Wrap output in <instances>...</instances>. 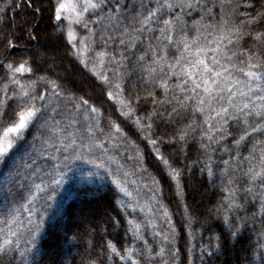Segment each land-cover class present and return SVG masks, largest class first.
<instances>
[{"label":"trees","instance_id":"16d2710c","mask_svg":"<svg viewBox=\"0 0 264 264\" xmlns=\"http://www.w3.org/2000/svg\"><path fill=\"white\" fill-rule=\"evenodd\" d=\"M15 2L19 3V8L11 5L4 13H0V61L7 64L27 60L33 72L18 74V79L29 83L44 76L60 84L63 92L61 100L52 98V102L42 108L43 119L26 130L24 139L11 151L7 162L0 163V229H3L0 238L8 231L6 221L12 217H15L16 222L11 227L19 234L18 246L14 243L7 255H0V264H89L92 260L101 264V246L108 241L115 244L118 250L132 247L142 251V264H163L164 260L172 264L169 250L178 252L175 264H264V214L258 210L259 190L254 188L251 194L243 191L248 186L243 173L249 167V161L243 158L249 156L251 143L247 148L242 146L237 150L232 138L228 137L205 150L201 144L208 142L202 140L199 132L194 134V138L190 137L186 144H168L158 140L156 147L169 162L166 166L156 160L154 146L144 139L147 133H142L133 123L136 115L144 114L141 110L143 105L137 106L133 99L135 114L127 121L117 111L120 108L119 101H127L129 93L135 89L130 88L114 101L108 100L105 94L107 89L101 83L99 73L102 70L108 72L110 65L103 69H93V58L96 55L100 57L102 50L109 53V56L100 57L105 63L113 52L117 53V59L120 58L118 54L124 52L119 39L122 38L123 29L132 23L135 13L131 6L135 4L139 8L143 2L155 7L156 0H121L128 8L120 12H115L114 8L109 12V8H112L110 2L103 11L92 14L90 19L88 17L90 21H96L97 16L101 17L98 23H89V28L97 35L91 36L84 28L80 29L77 49L68 40L65 21H57L53 15L57 0H32L31 7L28 6V0ZM172 2L179 3L180 0ZM247 2L254 5L252 9H247L252 14L264 10V0ZM3 3L4 0H0V7ZM199 3L214 13L220 12L219 0H199ZM37 7L41 12H34ZM240 11L245 9L241 8ZM172 14L181 15L189 27L199 21L202 15H206L202 7H193L191 10L186 8L183 14L176 8ZM164 15L167 17V10ZM50 30L54 31L53 38L58 42L56 45L61 47L60 68H44L46 60H40L32 49L37 44L42 47L52 45L45 34ZM29 32L37 36V39L30 40ZM101 34L105 37L112 35L115 39L109 40L105 47L99 39ZM151 35L145 32L140 37L142 44L124 53L130 58V71L135 73L131 77L132 82L138 80L141 70L131 53L139 55L147 49ZM8 40L15 47H7ZM65 65L71 66L72 74H79L88 82L86 90L76 83L74 75L64 73ZM89 69H93L97 75L94 76ZM7 82L4 70L0 69V88ZM8 87V96H12L16 86L9 84ZM44 88L43 82H39L38 90L43 92ZM80 96L89 98L90 103H94L103 112L102 126L109 119L120 124L128 140L139 146V160L142 163H138L136 150L123 139L109 140L107 128L105 135L99 136L96 141L103 144L102 148L93 146L90 151L87 147L80 148L82 143L86 146L89 144L85 129L89 123L94 122L85 121L73 109L69 98ZM158 96L163 98L159 90ZM0 100H5L3 92H0ZM7 103L12 108L16 107L11 100ZM44 103L37 101V106ZM0 110H3L2 106ZM157 123L159 127L153 126L152 138L163 136L165 141L171 137L173 128L182 126ZM233 131H236L235 127ZM49 138L55 148L43 143ZM72 140H75V144L71 143ZM74 148L78 149L82 158L73 159L69 168H62V178L57 176L54 166L58 162L63 165V156L72 153ZM181 148L183 151H180ZM129 156L133 159H128ZM224 161L229 163L225 165ZM208 166L212 168L211 176ZM144 168H147L146 172ZM172 169L181 173L175 180L172 178ZM52 178L61 179V183L58 187L52 185L56 190L48 194L54 199L45 203V193L36 192L33 185L40 184L41 180L44 182L42 187L49 185ZM229 178L236 181L233 186L240 191L236 201L239 206L234 205L228 210V215L232 220L239 217L247 223V227L238 236L231 238L228 237L223 221L225 210L220 208L218 211V207L226 203L224 197L227 193L224 189L229 186ZM153 179L157 183H153ZM29 190L35 193L34 197H30ZM91 208L96 211L90 215ZM101 216L104 220L98 221ZM89 217L93 219L91 222L87 219ZM29 219L33 224H29ZM116 220L119 224L115 223ZM34 224L39 225V232L35 246H30L26 244L28 229ZM165 235L169 236V241L164 240ZM12 239L15 241L17 238ZM162 248L165 250L163 255ZM103 264L124 262L113 256L112 259L104 258Z\"/></svg>","mask_w":264,"mask_h":264},{"label":"snow or ice","instance_id":"6c2138e0","mask_svg":"<svg viewBox=\"0 0 264 264\" xmlns=\"http://www.w3.org/2000/svg\"><path fill=\"white\" fill-rule=\"evenodd\" d=\"M110 2L112 8H109V12H112L113 8L115 12L128 8V5L121 3V0H57L53 15L57 21H60L64 13L70 10L75 13L73 22L82 25L91 36H96L97 33L89 28V23H98L101 17L97 16L96 21H90L85 14H97L108 7ZM11 5L16 8L20 7L15 0H4L0 13H4ZM28 6H32V0H28ZM193 7H202L206 15H202L200 20L194 22L191 27L181 19V15L172 14L176 8H179L180 13L183 14L186 8L191 10ZM253 7L254 5L248 3L247 0L243 3L240 0H219L220 12L214 13L206 5L201 6L199 0H180L179 3H173L172 0H156L155 7L141 2L139 8L133 4L131 10L135 14L132 17V23L123 29L122 38L119 39L124 52L118 54L119 59H117V53L113 52L106 63L101 61V69L109 65L110 67L108 72L102 70L99 78L107 89L105 94L108 100L114 101L118 96H123L128 92L130 88L135 89L134 92L129 93L127 101L124 99L119 101L120 108L117 111L127 121L135 114L132 100H135L137 106L143 105L141 110L144 114L136 115L133 123L142 133H147L144 139L154 146L156 160L162 161L166 166L169 162L164 159L159 148L156 147L158 140L161 143L186 144L190 137L194 138V134L199 132L202 140L208 142L201 144L205 150L213 143L218 144L227 140L228 137L232 138V143L236 145L237 150L242 146L247 148L251 143L249 156L243 158L249 161V167L243 173L247 178L245 183L248 186L244 187L243 191L251 194L254 188L259 190L257 198L260 200V207L258 210L264 214V10L256 11L255 14L247 11ZM241 8L245 11H240ZM165 10L168 12L167 17L164 15ZM34 12L39 13L41 9L34 8ZM206 19L207 22H205ZM145 32L152 34L147 49L142 50L139 55L135 52L131 53L135 57V64L141 70L138 80L132 82L131 77L135 73L130 71L131 61L124 53L129 49H137L142 44L140 37ZM134 33L138 35L134 36ZM68 35L71 43L72 33L69 32ZM28 36L30 40L37 39V36L31 32ZM99 39L106 47L108 41L115 38L112 35L105 37L101 34ZM7 47L13 48L15 45L8 40ZM99 55L102 58L109 56V53L102 50ZM122 61H129V63ZM95 67L94 65L93 69ZM0 69L4 70L8 80L0 88V92H3L5 97V100H0V106L3 108L0 110V125H2L0 128V163H5L11 151L18 147V143L24 139L26 130L43 119L42 108L47 107L52 102V98H56L57 101L61 100L63 89L55 80L44 76H39L37 80L29 83H23L18 79V74L33 72L27 60L7 64L0 61ZM93 69L89 70L95 76L97 73ZM39 82L45 85L43 92L38 90ZM9 84L16 86L12 90V96H8ZM158 90L162 92L163 98L158 96ZM69 99L72 100V107L78 115L82 116L85 121H94L89 123L85 129L89 144L86 146L82 143L80 148L87 147L89 151L93 146L102 148L103 144H98L96 141L99 136L105 135L107 128V138L109 140L123 139L136 150L138 163H142L139 160V146L134 141L128 140L120 124L109 119L107 124L102 126L103 112L94 103H90L89 98L80 96ZM8 100L13 101L16 107L12 108L7 103ZM37 101L46 103L38 107ZM199 117H204V119L200 120ZM6 118L7 122H5ZM158 121L166 125L182 126L173 128L171 137L165 141L163 136L152 138L153 126L159 127ZM233 127L236 129L235 132ZM43 143L55 148V144L50 143V138L44 140ZM71 143L75 144V140ZM180 151H183V148ZM81 158L78 149L75 148L69 155H64L63 165L58 162L54 166L57 176L62 178L64 175L62 168H69L73 159ZM208 158L211 159L210 156ZM128 159H133V157L129 156ZM223 163L227 165L229 162L224 161ZM143 170L146 172L147 168ZM208 172L210 176L213 174L211 166H208ZM171 174L174 180L181 175L177 169H172ZM60 183L61 179L52 178L49 185L42 187L44 182L41 180L40 184H34L33 187L36 192L45 193L43 199L47 203L54 199L48 194L56 190L52 185L58 187ZM153 183L157 181L153 179ZM235 183L234 179H228L229 186L224 189L227 193L224 197L226 203L218 207V211L220 208L225 210L223 221L229 238L238 236V233L247 227L245 220L239 217L232 220L228 215V210H231L234 205L239 206L236 205V201L240 189L233 186ZM177 186L179 187L178 180ZM29 191L30 197H34L35 193ZM15 222V217L6 221L8 231L3 234V238H0V255H7L10 246L14 243L17 246L19 244V234L11 227V224ZM28 222L33 224L31 219ZM115 223L119 224V221L116 220ZM0 232H3V229H0ZM38 232V224L28 229L27 245L35 246ZM13 237L17 239L14 241ZM163 238L169 241V236L165 235ZM101 248V264L104 258L112 259L113 256L118 257L124 264H142L144 253L135 248L125 247L118 250L111 241L102 245ZM164 251L162 248V255ZM177 255L178 252L169 250L172 264H175ZM262 261H264V256H262ZM89 264H98V261L92 260ZM163 264H169V261L164 260Z\"/></svg>","mask_w":264,"mask_h":264},{"label":"rangeland","instance_id":"374dc122","mask_svg":"<svg viewBox=\"0 0 264 264\" xmlns=\"http://www.w3.org/2000/svg\"><path fill=\"white\" fill-rule=\"evenodd\" d=\"M85 15H87L90 19L91 15H89V14H85ZM64 17H67V18H64ZM43 19H44V16H43ZM62 19L66 23V31H67L68 40H69L68 33L71 32L72 37H73L71 44L73 45V47L75 45V48L77 49L79 46V43L77 40L79 38L80 29H83V26L75 24L73 22L75 20V13H72L70 10L64 13V16H62ZM42 33L44 34V30ZM45 34L48 37V40L51 42L52 45H44L42 47L41 45L37 44L32 49H33V51H35V55H37L40 60H42V59L46 60L47 63L46 62L44 63V68H51L53 66H58L60 68L61 67V59L60 58H62L60 56V51H61L60 48L61 47H58L56 45V43H58V42L53 38L54 31L50 30V32H47ZM39 37H40V33H39ZM101 61H102V59L98 55H96L95 58H93L92 65L93 66L95 65L96 66L95 68L99 69ZM64 69H65L64 70L65 74H70L71 76L74 75L73 79L76 81V83H79L81 88L83 90H86V88L89 84L83 77H81L79 74H72L70 65H65ZM58 72L60 73V71H58ZM91 209H92V212L89 213L90 215L96 211V209H94V208H91ZM87 219L89 222H91L93 220V219L91 220V217H89ZM100 219L103 221L104 220L103 216L98 217V221Z\"/></svg>","mask_w":264,"mask_h":264}]
</instances>
